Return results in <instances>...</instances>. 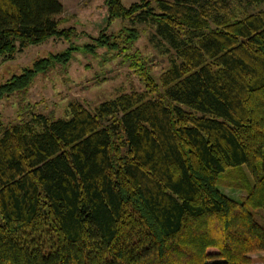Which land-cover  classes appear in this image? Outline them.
<instances>
[{
    "label": "trees",
    "instance_id": "obj_1",
    "mask_svg": "<svg viewBox=\"0 0 264 264\" xmlns=\"http://www.w3.org/2000/svg\"><path fill=\"white\" fill-rule=\"evenodd\" d=\"M262 1V0H256ZM82 49L122 55L143 89L66 117L0 123V264H253L264 251V11L227 0H104ZM59 0H0V61L74 27ZM151 28L168 66L134 48ZM78 47L0 83V99ZM221 185L242 190L236 200Z\"/></svg>",
    "mask_w": 264,
    "mask_h": 264
},
{
    "label": "rangeland",
    "instance_id": "obj_2",
    "mask_svg": "<svg viewBox=\"0 0 264 264\" xmlns=\"http://www.w3.org/2000/svg\"><path fill=\"white\" fill-rule=\"evenodd\" d=\"M63 11L57 18L59 27H74L77 34L69 40L57 36L42 43L29 45L16 52L12 59L0 61V83L19 74L24 68L31 67L42 57L64 51L69 46L78 47L65 64H55L47 71L38 73L28 88L14 92L0 99V123L18 122L28 118L30 113H42L51 118L66 117L71 102H79L94 108L102 100L112 98L120 92L132 89L141 90L143 84L134 70L128 67L122 55L107 51L105 47H96L95 52L82 49V45L92 42L101 29L106 33H116L124 21L112 20L106 23V5L104 0H59ZM128 6L137 0H121ZM236 17L248 12L264 11V0H227ZM140 34L134 44L142 55L151 57L150 73L154 79L168 66L171 53L161 50L151 40V28L138 25ZM220 191L233 199H240L242 190L221 185ZM253 264H264V251L252 254Z\"/></svg>",
    "mask_w": 264,
    "mask_h": 264
}]
</instances>
